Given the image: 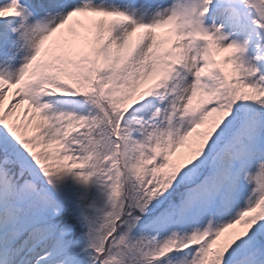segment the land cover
I'll use <instances>...</instances> for the list:
<instances>
[{"label":"snow or ice","instance_id":"obj_1","mask_svg":"<svg viewBox=\"0 0 264 264\" xmlns=\"http://www.w3.org/2000/svg\"><path fill=\"white\" fill-rule=\"evenodd\" d=\"M0 264H264V0H0Z\"/></svg>","mask_w":264,"mask_h":264}]
</instances>
